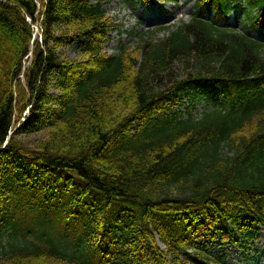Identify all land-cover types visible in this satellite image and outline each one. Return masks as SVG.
I'll return each instance as SVG.
<instances>
[{
  "label": "trees",
  "instance_id": "16d2710c",
  "mask_svg": "<svg viewBox=\"0 0 264 264\" xmlns=\"http://www.w3.org/2000/svg\"><path fill=\"white\" fill-rule=\"evenodd\" d=\"M119 27L101 3L0 0V264H221L226 225L264 226V0H196L107 54ZM201 83L220 101L194 117Z\"/></svg>",
  "mask_w": 264,
  "mask_h": 264
},
{
  "label": "rangeland",
  "instance_id": "374dc122",
  "mask_svg": "<svg viewBox=\"0 0 264 264\" xmlns=\"http://www.w3.org/2000/svg\"><path fill=\"white\" fill-rule=\"evenodd\" d=\"M91 4L101 3L106 14L110 16L120 27L118 31L109 34L104 44V50L107 54H114L121 45L134 46V34L140 30L155 28L160 25L178 24L180 21H187L190 13L193 11L195 0H170V2H161L154 0L146 3L141 0H87ZM239 12L231 10L229 17L233 22ZM247 21L238 22V27L242 28ZM39 31V30H38ZM38 37L40 38V33ZM162 32H158L156 38H161ZM81 39L73 40L70 44L58 49V55L63 59L81 60L79 55V42ZM12 43L9 41V45ZM8 52V50H7ZM9 54V53H8ZM8 54L6 58H8ZM177 74H182V67H176ZM205 83L198 85L192 92L196 93L193 100L183 99V105L180 109L184 110L186 106L192 104L194 108L190 113L194 117H199L202 111L210 108L208 101L210 99L220 101L219 97L214 96L211 91H205ZM50 92L56 94V90L51 87ZM46 131L29 136H20L19 138L28 143L30 146H36L42 142L46 136ZM225 153V150H223ZM34 222V220H32ZM74 223H77L73 221ZM75 225V224H74ZM226 232L231 234L234 240L226 241L220 239L217 235L213 238L207 251L213 258L219 259L222 264H264V226H259L251 231V235L242 233L227 225ZM6 235L1 238L2 244L6 241ZM160 245V244H159ZM196 261V258L189 253L187 256Z\"/></svg>",
  "mask_w": 264,
  "mask_h": 264
},
{
  "label": "water",
  "instance_id": "95a60500",
  "mask_svg": "<svg viewBox=\"0 0 264 264\" xmlns=\"http://www.w3.org/2000/svg\"><path fill=\"white\" fill-rule=\"evenodd\" d=\"M8 139H9V136L7 137L6 142L4 143V145L7 143Z\"/></svg>",
  "mask_w": 264,
  "mask_h": 264
},
{
  "label": "snow or ice",
  "instance_id": "6c2138e0",
  "mask_svg": "<svg viewBox=\"0 0 264 264\" xmlns=\"http://www.w3.org/2000/svg\"><path fill=\"white\" fill-rule=\"evenodd\" d=\"M149 2H151V0H149Z\"/></svg>",
  "mask_w": 264,
  "mask_h": 264
}]
</instances>
